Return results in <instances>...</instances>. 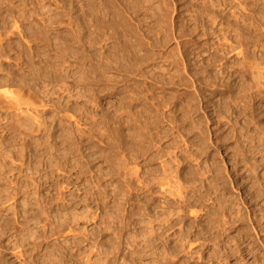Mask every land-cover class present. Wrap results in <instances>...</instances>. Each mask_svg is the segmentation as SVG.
Listing matches in <instances>:
<instances>
[{"label": "rangeland", "instance_id": "374dc122", "mask_svg": "<svg viewBox=\"0 0 264 264\" xmlns=\"http://www.w3.org/2000/svg\"><path fill=\"white\" fill-rule=\"evenodd\" d=\"M0 225V264H264V0H0Z\"/></svg>", "mask_w": 264, "mask_h": 264}, {"label": "bare ground", "instance_id": "6f19581e", "mask_svg": "<svg viewBox=\"0 0 264 264\" xmlns=\"http://www.w3.org/2000/svg\"><path fill=\"white\" fill-rule=\"evenodd\" d=\"M5 94H7V93H5ZM8 96H9V95H8ZM11 103H13V102H11ZM16 103H17V105H15V108H16V106L19 107V105H20V104H18L17 101H16ZM13 104H14V103H13ZM13 104H12V105H13ZM13 106H14V105H13ZM13 106H12V107H13ZM20 106H21V105H20ZM19 108H20V107H19ZM16 109H17L18 111L21 110V109H18V108H16ZM27 109H28V111H30V110H29L30 108H27ZM35 109H36V108H35ZM22 110H23V109H22ZM16 112H17V111H16ZM26 112H27V111L25 110V117H24L25 120L23 121V122H25V124H24V125L22 124V125H23V126L26 125V127H30V130H31V129H33V128H31V126L35 125V123H34L35 118H33L32 116H30L29 114L27 115ZM18 113H19V112H18ZM18 113H17V114H18ZM20 113H21V111H20ZM22 113H24V111H23ZM22 113L20 114V115H22V116H20V117H23L24 114H22ZM31 115H32V114H31ZM20 117H19V114H18V117H17V118H20ZM34 117H35V116H34ZM15 118H16V117H15ZM17 118H16V119H17ZM16 119H15V120H16ZM36 119H37V116H36ZM20 120H21V119H20ZM21 122H22V121H21ZM35 122H36V121H35ZM15 123H19V122L16 120ZM38 123H39V121H38ZM38 123L36 122V124H38ZM22 125H21V126H22ZM38 125L40 126V124H38ZM38 125H37V127H38ZM21 126H20V127H21ZM42 126H44V125H42ZM33 127H34V126H33ZM22 128H23V127H22ZM34 128H35V127H34ZM39 128H40V127H39ZM39 128H38V129H39ZM26 129L29 130L28 128H26ZM36 129H37V128H36ZM30 130H29V131H30ZM39 130H40V129H39ZM29 131H28V132H29ZM31 131H33V130H31ZM31 131H30V132H31ZM31 133H32V132H31ZM204 148H205V147H204ZM61 158H62V157H61ZM63 158H64V157H63ZM65 159H66V158H65ZM55 160H56V159H55ZM64 161H65V160H64ZM66 161H67V160H66ZM58 162H59V161H58ZM55 164H56V163H55ZM52 165H54V164L52 163ZM57 165H58V164H57ZM59 166H60V165H59ZM166 166H167V163H166ZM166 166H165V169L167 168ZM57 168H58V167H57ZM162 168H164V167H162ZM50 171H51V170H50ZM166 171H167V170H166ZM166 171L164 170V172H166ZM53 172H54V171H53ZM50 173H51V172H50ZM50 173H49V174H50ZM197 173H198V172H197ZM46 174H47V173H46ZM164 174H167V173H164ZM169 174H170V173H169ZM195 174H196V173H195ZM53 176H54V175H53ZM166 176H167V175H166ZM173 178H174V177H173ZM174 183H175V182H174ZM176 183H177V182H176ZM169 184H170V183H169ZM168 186H169V185H168ZM162 187H164V189H165V186H162ZM177 187H178V185H177ZM169 188H170V187H169ZM169 188H168V189H169ZM162 190H163V189H162ZM164 191H165V190H164ZM168 191H169V190H167V192H168ZM162 192H163V191H162ZM7 207H8V206H7ZM8 208H9V207H8ZM8 208H7V210H8ZM221 208H222V207H221ZM223 208L225 209L226 207H223ZM223 208H222V209H223ZM5 209H6V208H5ZM222 209H221V210H222ZM225 212H226V211H225ZM238 217H239V216H238ZM236 219H237V218H236ZM7 223H8V222H7ZM0 226H1V225H0ZM7 226H8V225H7ZM10 226H11V225H10ZM11 227H12V226H11ZM2 228H3V227H1V229H2ZM7 228H9V227H7ZM2 231H3V229H2ZM2 231H1V232H2ZM36 240H37V239H36ZM36 240H35V241H36ZM33 243H34V242H33ZM34 244H35V243H34ZM36 245H38V244H36ZM36 245H35V246H36ZM33 246H34V245H33ZM34 248H35V247H34ZM37 248H38V247H37ZM31 249H32V248H31ZM235 249H236V248H235ZM29 250H30V249H29ZM238 250H239V249H238ZM67 251H68V250H67ZM233 251H234V250H233ZM21 252H22V251H21ZM34 252H35V251H34ZM237 252H238V251H237ZM248 252H249V251H248ZM30 253H31V252H30ZM30 253H29V254H30ZM66 253H67V252H66ZM70 253H71V252H70ZM32 254H33V252H32ZM32 254H31V255H32ZM36 254H37V253H36ZM67 254H69V253H67ZM31 255H29V256H31ZM39 255H40V254H39ZM48 255H49V254H47V256H48ZM74 255H75V254H74ZM35 256H36V255H35ZM40 256H41V255H40ZM44 256H45V255H44ZM37 257H39V256H37ZM41 257H42V256H41ZM41 257H40V258H41ZM65 257H66V256H65ZM67 257L69 258L68 255H67ZM31 259H32V258H31ZM31 259H30V260H31ZM33 259H34V258H33ZM35 259H36V258H35ZM35 259H34V260H35ZM50 259H51V258H50ZM50 259H48V260H50ZM70 259H71V256H70ZM41 260H42V259H41ZM41 260H40L39 263H41ZM46 260H47V259H46ZM44 261H45V260H44ZM28 262H29V261H28ZM31 262H32V261H31ZM37 262H38V260H37ZM39 263H38V264H39ZM42 263H43V262H42ZM44 263H45V262H44ZM44 263H43V264H44ZM47 263H48V261H47ZM28 264H29V263H28Z\"/></svg>", "mask_w": 264, "mask_h": 264}]
</instances>
